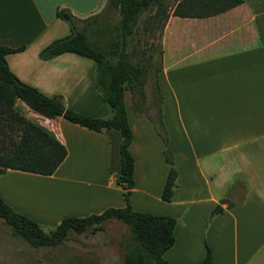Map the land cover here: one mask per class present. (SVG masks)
<instances>
[{"label":"crops","instance_id":"1","mask_svg":"<svg viewBox=\"0 0 264 264\" xmlns=\"http://www.w3.org/2000/svg\"><path fill=\"white\" fill-rule=\"evenodd\" d=\"M106 2L0 0V45L24 46L6 55L9 69L44 95L61 96L66 107L111 117L95 89L92 59L73 52L39 57L42 48L70 32L68 23L56 17L58 8L85 18ZM160 47L157 83L177 175L171 200L163 201L171 167L165 146L144 114L126 103L134 158L130 204L137 211L176 218L175 241L162 255L170 263L200 261L208 245L213 264H264V0H242L205 16L170 12L160 30ZM14 108L61 141L67 155L51 175L7 169L0 175L6 203L55 225L66 216L125 205L116 183L119 131L90 130L62 116L46 118L18 99ZM239 179L244 190L234 192L241 196L229 203L228 189ZM44 181L50 188L41 187ZM21 182L37 185L29 188L28 200L15 195L14 184ZM44 193H50L53 208L35 206L48 198ZM218 204L222 212L212 214Z\"/></svg>","mask_w":264,"mask_h":264},{"label":"trees","instance_id":"2","mask_svg":"<svg viewBox=\"0 0 264 264\" xmlns=\"http://www.w3.org/2000/svg\"><path fill=\"white\" fill-rule=\"evenodd\" d=\"M166 1L108 0L112 7L117 8L119 20L116 38H111L107 42L101 41L99 32L96 33L98 37L91 41L85 25H81L83 19L73 15L70 10L58 8L55 11L56 17L68 23L70 32L42 48L39 57L50 59L64 52H73L92 59L95 63V89L112 110V116L109 118L77 112L66 107L61 96H46L37 88L22 82L9 69L6 55L22 50L24 46L11 48L0 45V175L7 169L51 175L67 155L66 147L61 141L15 110L16 99L46 118L62 116L98 132L115 129L121 136L118 148L120 171L116 183L123 190L124 206L107 207L100 213H90L86 216H66L53 230L46 232L35 220L16 210L0 197V218L10 227L13 236L23 239L33 247L55 246L67 238L69 231L82 233L89 228L98 229L104 220L116 219L125 224L128 231L123 243V264H174L166 261L162 255L175 241L176 218L171 215L137 211L130 204V195L134 187V158L130 151L133 133L125 101L126 92L132 97L137 96L139 100L135 101V98H132L133 108L144 114L165 146L164 158L171 167L160 197L163 201H170L177 171L163 121L162 94L157 83L161 47L159 45V60L153 69L157 97L153 112H145L138 107L145 99L144 86L152 55L140 61L134 59L136 56L134 49L128 50L141 15L153 5L157 11H163ZM240 2L242 0H173L171 14L180 17L205 16L224 11ZM220 212L222 207L218 204L213 208L212 214ZM180 264H213L210 247L206 246V254L202 260Z\"/></svg>","mask_w":264,"mask_h":264},{"label":"rangeland","instance_id":"3","mask_svg":"<svg viewBox=\"0 0 264 264\" xmlns=\"http://www.w3.org/2000/svg\"><path fill=\"white\" fill-rule=\"evenodd\" d=\"M172 4L173 0H167L163 11H157L154 5L145 11L137 22L135 34L128 45V50H135L136 56L134 59L136 60L144 61L149 55H152L149 74L146 77L147 80L144 86L145 99L138 104V107L145 112L154 111L157 97L155 95L153 69L157 66L159 60L160 30L166 14L171 12ZM80 19H83L81 25H85L91 41L98 37L96 35L98 32L103 42L116 38L119 14L117 8L112 7L108 0L98 13ZM132 98H135V101L136 99L139 100L137 96L132 97L129 92H126L125 100L129 109H132ZM92 158L94 161V156ZM97 163L98 160H95V165ZM48 184L50 183L44 181L41 187L48 189L51 186ZM14 185L16 186L15 195L21 193L25 200H28L31 196L29 188L37 186L35 183L22 182ZM241 190H244V181L242 179L234 181L228 189L226 199L229 203L232 202L230 199H238L241 196L233 194ZM45 195H48L46 200H39L36 203L35 206L38 205V209L53 208L54 200L51 199L50 193ZM17 202L19 204V201ZM31 205L30 202H24L23 204V206L29 208H32L33 205ZM14 206L17 205L14 204ZM36 222L46 232L53 230L57 225L48 221ZM127 233V228L121 221L108 219L104 220L101 223V228L98 229L89 228L82 233L69 231L67 238L58 245L33 247L23 239L13 236L10 227L0 218V264H123V243Z\"/></svg>","mask_w":264,"mask_h":264}]
</instances>
